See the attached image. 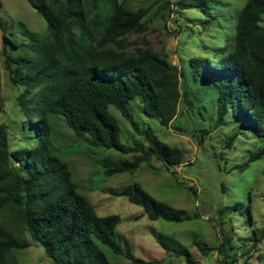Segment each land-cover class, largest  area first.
Instances as JSON below:
<instances>
[{
  "label": "trees",
  "instance_id": "trees-1",
  "mask_svg": "<svg viewBox=\"0 0 264 264\" xmlns=\"http://www.w3.org/2000/svg\"><path fill=\"white\" fill-rule=\"evenodd\" d=\"M47 22L48 33L27 30L29 56L12 58L9 47L19 45L3 35L5 68L12 85L23 87L19 107L36 135L33 149L11 151L8 132L0 124V264H19L14 251L40 245L53 264H110L101 246L124 255L136 264L146 262L125 254L114 237L121 217H101L90 201L78 192L69 163L51 150L49 115L60 116L80 137L89 136L93 147L113 149L132 159H106L107 176L134 174L153 158L167 167L183 164L184 152L141 129L130 104L139 98L143 112L169 127L183 101L193 107L195 89L186 81L183 68L150 51L128 57L115 39L138 30L148 9H129L119 0H26ZM165 8L169 0H156ZM213 0H182V9L195 7L211 15ZM1 7V2H0ZM264 0H249L237 16L232 47L216 50L217 60L196 58L190 62L194 81H205L215 90L219 123L232 113L240 126L264 140ZM0 28L4 30L0 18ZM118 49L107 48L111 42ZM199 78V79H198ZM115 107L137 134L144 137L132 146L120 140V127L109 108ZM234 137L230 139V145ZM264 149L249 162L260 159ZM194 195L196 191L189 188ZM144 209L152 221L181 223L190 216L155 199L139 183L110 189ZM237 209L220 210L223 216ZM14 220L16 229L10 226ZM9 221V222H8ZM213 248L199 240L194 245L204 256L218 251L222 264H235L231 238L222 232ZM264 231L255 234V245ZM158 243L168 252L198 264L187 247L164 237ZM244 264H248L247 261Z\"/></svg>",
  "mask_w": 264,
  "mask_h": 264
},
{
  "label": "rangeland",
  "instance_id": "rangeland-1",
  "mask_svg": "<svg viewBox=\"0 0 264 264\" xmlns=\"http://www.w3.org/2000/svg\"><path fill=\"white\" fill-rule=\"evenodd\" d=\"M89 2L92 0H88ZM169 0L165 8L156 0H119L131 10L148 9L142 26L117 37L128 57L152 52L183 68L186 81L195 89L193 107L181 101L178 113L169 127L143 112L139 98L130 104L141 129H149L162 142L184 152L183 164L167 167L152 159L134 174L107 176L103 161L132 159L113 149L93 147L89 136H77L62 117L49 115L52 127L51 150L69 163L78 192L85 196L101 217L118 215L115 241L125 254L146 264H187L183 257L166 251L157 241L164 237L187 247L198 264H222L218 251L204 256L194 245L195 240L210 246L220 244L221 232L231 238L236 255L235 264H264V239L255 245V234L264 231V155L249 162L264 149V140L243 129L232 113L219 123L215 90L205 81H194L190 62L196 58L217 60L216 50L232 47L237 16L249 0H213L211 15L190 7L182 9L179 2ZM0 124L6 126L11 151L33 149L36 135L30 121L18 105L23 87L12 85L5 68L3 55L4 33L19 45L9 47L12 58L29 56L27 44L31 33L46 35L48 24L26 0H0ZM264 28V16L261 20ZM111 41L107 48L118 49ZM120 127V140L132 146L145 139L137 134L129 121L113 106L109 108ZM234 137L230 145V139ZM139 183L155 199L184 210L190 219L181 223L162 219L152 221L144 209L126 197L114 196L110 189L119 190ZM196 191L194 195L189 188ZM237 209L220 214L227 207ZM10 226L16 229L14 220ZM8 221V222H9ZM18 227V226H17ZM30 247L16 250L19 264H53L44 249L31 241ZM110 264H136L124 255H117L101 246Z\"/></svg>",
  "mask_w": 264,
  "mask_h": 264
}]
</instances>
